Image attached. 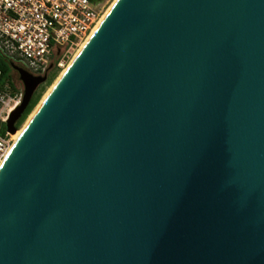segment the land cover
<instances>
[{"label":"water","instance_id":"obj_1","mask_svg":"<svg viewBox=\"0 0 264 264\" xmlns=\"http://www.w3.org/2000/svg\"><path fill=\"white\" fill-rule=\"evenodd\" d=\"M0 264H264V0H113L0 164Z\"/></svg>","mask_w":264,"mask_h":264},{"label":"built area","instance_id":"obj_2","mask_svg":"<svg viewBox=\"0 0 264 264\" xmlns=\"http://www.w3.org/2000/svg\"><path fill=\"white\" fill-rule=\"evenodd\" d=\"M101 0H0V53L30 75H44L60 65L68 49L79 43L99 17ZM1 73V69H0ZM24 86L12 78L0 81V123L18 104ZM13 140L0 133V164Z\"/></svg>","mask_w":264,"mask_h":264},{"label":"rangeland","instance_id":"obj_3","mask_svg":"<svg viewBox=\"0 0 264 264\" xmlns=\"http://www.w3.org/2000/svg\"><path fill=\"white\" fill-rule=\"evenodd\" d=\"M112 1L113 0H101L100 4L98 5V7H99V18L105 12V10L109 7V5L112 3ZM79 43H77L76 45H74L68 49V52H67L66 56L63 57V61L60 65H56V64L51 65L49 73L53 72V74L50 77L49 81L44 83L42 91H41L37 101L33 105V109L28 113L26 118L20 123V125L18 126L19 129L22 127V125L24 124V122L26 121L28 116L32 113V111L34 110L36 105L39 103L41 97L44 95V93L47 91V89L52 85V83L55 81V79L60 74V72L63 70V68L68 64L70 59L73 57L75 51L79 48V45H78ZM10 62H11L10 63L11 78H12L14 83L19 84V82L17 80L18 79L17 72L15 71V68L13 66V65H18V64L13 60H10ZM5 129H7V128H6V122L4 121V122L0 123V133H2Z\"/></svg>","mask_w":264,"mask_h":264},{"label":"trees","instance_id":"obj_4","mask_svg":"<svg viewBox=\"0 0 264 264\" xmlns=\"http://www.w3.org/2000/svg\"><path fill=\"white\" fill-rule=\"evenodd\" d=\"M10 60L8 58H5L1 53H0V69H1V73H0V81H3L4 79L7 78H11V72H10ZM52 73H49L46 78L44 79V81H42V84L40 85V87L35 90L33 92V94L31 95L27 105L25 106L24 111L21 113V115L15 120L14 124L16 125V127H18L20 125V123L26 118V116L28 115V113L33 109V105L35 104V102L37 101L44 83H46L47 81H49L50 77L52 76Z\"/></svg>","mask_w":264,"mask_h":264},{"label":"bare ground","instance_id":"obj_5","mask_svg":"<svg viewBox=\"0 0 264 264\" xmlns=\"http://www.w3.org/2000/svg\"><path fill=\"white\" fill-rule=\"evenodd\" d=\"M106 10H107V9H106ZM106 10H105V11H106ZM103 14H104V13H103ZM103 14L101 15V17L103 16ZM101 17H100V18H101ZM100 18H99V17L97 18L96 22L94 23L93 27L90 29V31L88 32V34H87V35H86V36L80 41V43L78 44L79 47H80L81 44L84 42V40L87 38V36L90 34V32L93 30V28L96 26V24L98 23V21L100 20ZM77 50H78V49H77ZM77 50H76V51H77ZM76 51H75V53H76ZM75 53H74V54H75ZM73 56H74V55H73ZM64 68H65V67H64ZM64 68H63V69H64ZM62 71H63V70H62ZM62 71H61V72H62ZM61 72H60V73H61ZM58 76H59V75H58ZM58 76H57V77H58ZM55 80H56V79H55ZM53 83H54V82H53ZM53 83H52V84H53ZM51 86H52V85H51ZM51 86H50V87H51ZM50 87L47 89V91H46V92L44 93V95L41 97L40 101L43 99V97H44L45 94L48 92V90L50 89ZM40 101H39V103H40ZM39 103H38V104H39ZM38 104H37V105H38ZM37 105H36V106H37ZM35 109H36V107L34 108V110H35ZM34 110H33L32 113L28 116V118L26 119V121L24 122V124L22 125V127H21L20 129L17 128L14 132H12L13 140H12V142L10 143V146L12 145V143L14 142V140H16V138L18 137V135L20 134V131L22 130V128L24 127V125L26 124V122L29 120V118L32 116ZM10 146H9V148H10ZM8 150H9V149H8ZM7 152H8V151H7Z\"/></svg>","mask_w":264,"mask_h":264},{"label":"flooded vegetation","instance_id":"obj_6","mask_svg":"<svg viewBox=\"0 0 264 264\" xmlns=\"http://www.w3.org/2000/svg\"><path fill=\"white\" fill-rule=\"evenodd\" d=\"M51 63L49 64V67H48V69H47V71H46V73L44 74L45 75V78H46V76L49 74V72H50V68H51ZM16 71V70H15ZM18 80V82H19V79H17ZM42 84V81H40L37 85H36V87L34 88V90H33V92L35 91V90H37L39 87H40V85ZM33 94V93H32Z\"/></svg>","mask_w":264,"mask_h":264}]
</instances>
